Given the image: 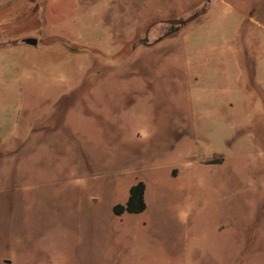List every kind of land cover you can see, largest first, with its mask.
I'll return each instance as SVG.
<instances>
[{"label": "rangeland", "instance_id": "1", "mask_svg": "<svg viewBox=\"0 0 264 264\" xmlns=\"http://www.w3.org/2000/svg\"><path fill=\"white\" fill-rule=\"evenodd\" d=\"M74 22L0 105V264H264V0Z\"/></svg>", "mask_w": 264, "mask_h": 264}, {"label": "crops", "instance_id": "2", "mask_svg": "<svg viewBox=\"0 0 264 264\" xmlns=\"http://www.w3.org/2000/svg\"><path fill=\"white\" fill-rule=\"evenodd\" d=\"M107 0H0V105L8 103L12 96V82L15 77L19 80L22 74L19 66L25 64L20 60L26 56L27 49L22 46L44 47L51 44H59L67 51H71L62 42H71L63 35L68 34L72 25L75 33L78 22L83 19H92L99 6H103ZM70 12L69 17L61 15L66 7ZM66 21H69L66 24ZM74 29V30H73ZM26 38H35L36 45L23 42ZM46 38H57L50 43L42 42ZM69 44H72L69 43ZM35 51V50H34ZM51 58H55L56 51L50 50ZM41 53V48L35 53ZM30 55L33 53L30 50ZM13 55L12 57H10ZM8 58L12 60V72L6 69ZM14 58V60H13ZM11 100V99H10Z\"/></svg>", "mask_w": 264, "mask_h": 264}, {"label": "trees", "instance_id": "3", "mask_svg": "<svg viewBox=\"0 0 264 264\" xmlns=\"http://www.w3.org/2000/svg\"><path fill=\"white\" fill-rule=\"evenodd\" d=\"M67 48L73 51L71 44L62 42ZM144 188L143 183H137L129 188L128 199L125 205H115L112 209L114 214L121 215L124 212L127 213H141L146 209V203L144 200Z\"/></svg>", "mask_w": 264, "mask_h": 264}, {"label": "water", "instance_id": "4", "mask_svg": "<svg viewBox=\"0 0 264 264\" xmlns=\"http://www.w3.org/2000/svg\"><path fill=\"white\" fill-rule=\"evenodd\" d=\"M24 43L29 44V45H36L37 41L35 38H26L23 40Z\"/></svg>", "mask_w": 264, "mask_h": 264}]
</instances>
